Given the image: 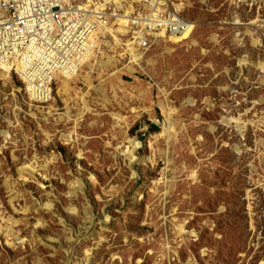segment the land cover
Here are the masks:
<instances>
[{
    "label": "rangeland",
    "instance_id": "obj_1",
    "mask_svg": "<svg viewBox=\"0 0 264 264\" xmlns=\"http://www.w3.org/2000/svg\"><path fill=\"white\" fill-rule=\"evenodd\" d=\"M170 1L190 39H100L44 107L0 72V264H264V0Z\"/></svg>",
    "mask_w": 264,
    "mask_h": 264
},
{
    "label": "built area",
    "instance_id": "obj_2",
    "mask_svg": "<svg viewBox=\"0 0 264 264\" xmlns=\"http://www.w3.org/2000/svg\"><path fill=\"white\" fill-rule=\"evenodd\" d=\"M137 2L130 6V12L128 14L131 15L128 18L129 21L126 23V26L134 33L142 32L148 45L151 44L148 40L155 41L157 35L165 29L170 35L181 34L183 30L187 29L185 28L186 18L184 19L179 11H175V14L167 13L166 17H162L161 15L157 17V21H155L150 16L149 19L143 16L147 14V11L143 9L140 2ZM120 3L126 4L127 1L120 0ZM168 3L172 2L170 1ZM186 3L187 0L182 1L180 4L182 7H185ZM101 4L102 3L95 0H91L89 4L88 0H85L83 5H79L74 10H66L61 4V0H0V28L7 27V32L9 33L7 36L5 34H0V61H3L7 54H10V57L12 56L11 58L9 57L10 60H12L20 54L26 53V61L25 58L22 57L23 59L20 60V65L25 62L27 73L35 75L36 77L35 83L32 84V88H34L32 92H36L37 96L44 97L47 92H51V89L47 90V87H52L55 83L54 81L52 82L51 77L54 71L69 67L78 69V67L83 65L84 62L80 59L76 62H72L73 60H71V58L82 56L79 55V52H74V49L80 47L82 43H85L89 38H87L88 35L93 34L96 29L94 26L96 21H101L100 25L104 24L103 20L94 18L83 20L94 8H97ZM164 5L167 6V4ZM27 8L33 12L28 16L26 13L28 12ZM125 9L127 10V8ZM117 12L118 14H122L120 9ZM68 13L77 18L68 15ZM96 13L102 12L96 11ZM104 14H106V12ZM118 14L115 12L114 16H110V19L113 22L118 20L120 18ZM97 15L101 18L105 17L103 14ZM28 17L34 21L33 26H30L29 23L27 24ZM138 18L141 19V21H139ZM113 24H115V22ZM60 31H62V33L60 35V40H58L56 35H58ZM67 31H70L75 37L72 41L68 39L66 35ZM107 37H109V35L101 34L102 44L104 41L108 40ZM131 37L136 41L135 36ZM148 45L147 47H149ZM95 46H98V43H96ZM41 47L45 48L44 53H42ZM139 47V49L146 47V43L143 47L141 43ZM59 49H62V51L58 52ZM20 51L21 53H19ZM125 53L124 51V54ZM36 54L43 55L40 61H37L40 57H37ZM126 56L128 55L126 54ZM34 61L37 62L30 63ZM7 64L8 62L0 63V71L5 70L4 68H6ZM11 75L16 76L23 83V89L27 92V81H25L26 73L18 70V68L13 65L11 68ZM43 76L45 79H43ZM35 100L36 99H33V104L36 102ZM56 103L58 105V100ZM37 105H42V103Z\"/></svg>",
    "mask_w": 264,
    "mask_h": 264
},
{
    "label": "bare ground",
    "instance_id": "obj_3",
    "mask_svg": "<svg viewBox=\"0 0 264 264\" xmlns=\"http://www.w3.org/2000/svg\"><path fill=\"white\" fill-rule=\"evenodd\" d=\"M91 0H88V3L90 4ZM98 1L100 3H102L100 6H98L97 8H94V10L92 12H90V14H88L83 20H88L90 18H94V19H98V20H103L104 24L100 25L101 21H96L95 23V30L93 32V36L92 35H88L87 38L88 40L85 43H82L80 45V47H77L74 49V52H79V55H82L80 57H72L71 60H73L72 62H76L78 59H80L81 61H83V65H81L80 67H78V69H74V67H69V68H65L62 70H56L54 71L53 75L51 74L52 77V82L54 81V85L48 86L47 90L51 89V92H47L46 95L43 96H37L36 92H32L34 90V88H32V84L35 83L36 81V77L35 75H30L27 73L26 69H25V62L20 65V60H22L24 57L25 61H26V53L24 54H20L18 57L10 60V54H7L6 57H4L3 61H0V63L3 62H8V64L6 65V68H4L5 70H1L0 72L2 73V76L6 79H8L11 75V68L13 65H15L18 70L26 73V77H25V81H27V96L29 98V100L33 103V99H36L34 103V105H37L39 103H42V105H37L40 107H44L46 105H48L49 103H51L55 97V93H56V89L58 86V83L61 80H64L63 85H62V89H65L66 94L71 92V87H70V81L74 80V78L79 75V72L81 71V69L88 64L91 59L94 57L95 51L97 46H95L96 43L100 42L101 39V34H108L109 37H111L113 40L117 41V38L119 32L124 33L125 35H131V36H135L137 42H142L143 40H145V36L143 35V33H134L130 28H128V26H126V23H128L129 21V16L131 14H128L130 12V6L134 3H136L137 1L141 3V6H143V9L145 11H147V14H144L143 16H146L147 19H149V16L154 19L155 21H157V17L161 16L162 17H166L167 13L169 14H175L177 12L176 8H172L171 6H169L168 0H126L127 3H120V0H95ZM137 2V3H138ZM85 3V0H61V4L63 6V8H65L66 10H74L76 7H78L79 5H83ZM164 4H167V6H165ZM127 8V10L125 9ZM28 12L27 16L29 14H32L33 12L31 10H29V8H27ZM120 9L122 14H118V10ZM96 11H100L102 13H96ZM176 11V12H175ZM106 12V14H104ZM115 12L118 14V16L120 17L118 20H115V24H113L114 22L110 19V16H114ZM97 14H103L105 17H100ZM68 15H70V13H68ZM72 16V15H70ZM74 17V16H72ZM77 18V17H74ZM82 19V18H80ZM139 19V18H138ZM82 20V21H83ZM139 21H141V19H139ZM1 22V21H0ZM33 20H31L28 17V21L27 24L29 23L30 26H33ZM55 24V21H54ZM113 24V25H112ZM90 25V24H88ZM185 28H187L186 30H183L181 32V34H171V36L173 37V39H175L176 43L182 42L184 40L190 39L192 36V32L195 28L194 24L190 23L189 21H186L185 24ZM118 32V33H117ZM168 31L165 29L163 32L159 33V35H157V37H166L169 33H167ZM62 31L59 32L58 35H56V38L58 40H60V35H61ZM0 34H5L6 36L9 35V33L7 32V27H3L0 28ZM117 34V35H116ZM68 39L70 41H72L75 37L71 34L70 31H67L66 33ZM121 35V34H119ZM170 35V34H169ZM133 38V37H131ZM85 40V39H84ZM134 40V39H133ZM132 40H129L127 45H131ZM95 46V47H94ZM130 47V46H129ZM38 48V46H37ZM42 53H44L45 48H42ZM134 50V49H131ZM62 49H59L58 52H61ZM21 53V51L19 52ZM37 57H40L37 61H40L43 57V55L41 54H36ZM134 55H135V61H139L142 59V54H139L138 51L136 50V52L134 51ZM10 57V58H9ZM75 58V59H74ZM37 61L34 62H30V63H35ZM132 70L133 67L131 68ZM43 79H45V77L43 76ZM129 80L131 81L132 78L129 77ZM51 82V83H52ZM61 89V90H62ZM46 90V91H47ZM51 94V95H50ZM39 100V101H38ZM85 115V111H82L77 119H82L83 116ZM140 142H138L137 144L139 145ZM182 227V226H181Z\"/></svg>",
    "mask_w": 264,
    "mask_h": 264
}]
</instances>
